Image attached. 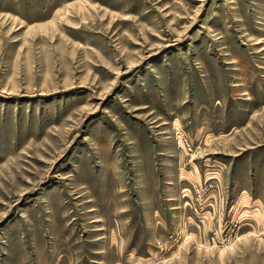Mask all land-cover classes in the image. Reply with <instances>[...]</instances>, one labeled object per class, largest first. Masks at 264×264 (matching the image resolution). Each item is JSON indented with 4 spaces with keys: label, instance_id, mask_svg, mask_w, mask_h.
<instances>
[{
    "label": "rangeland",
    "instance_id": "1",
    "mask_svg": "<svg viewBox=\"0 0 264 264\" xmlns=\"http://www.w3.org/2000/svg\"><path fill=\"white\" fill-rule=\"evenodd\" d=\"M0 264H264V0H0Z\"/></svg>",
    "mask_w": 264,
    "mask_h": 264
}]
</instances>
